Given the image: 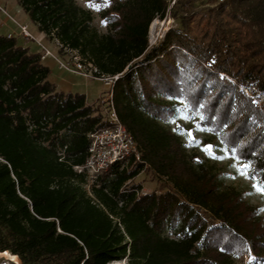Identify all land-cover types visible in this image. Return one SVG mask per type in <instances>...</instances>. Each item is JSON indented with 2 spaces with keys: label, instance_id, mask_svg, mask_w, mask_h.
Instances as JSON below:
<instances>
[{
  "label": "trees",
  "instance_id": "trees-1",
  "mask_svg": "<svg viewBox=\"0 0 264 264\" xmlns=\"http://www.w3.org/2000/svg\"><path fill=\"white\" fill-rule=\"evenodd\" d=\"M108 1L103 35L73 0L17 5L59 45L58 53L76 51L97 75L121 74L112 102L140 162L113 164L86 191L87 174L75 167L87 160L89 136L108 125L101 105L57 91L42 54L0 34V252L17 256L20 264H233L232 255L242 258L248 251L262 261L264 230L256 210L235 190H222L208 167L191 163L159 121L176 114L178 105L169 100L188 94L189 106L198 108L204 91L214 93L200 107L206 122L252 164L249 175L261 186L264 125L235 117L240 96L219 74L264 86V0H211L220 2L204 14L188 13L192 0H174L171 8L173 0ZM176 9L183 13L182 29L149 47L150 23L168 12L175 18ZM178 54L196 68L187 85ZM248 109L264 121L253 106ZM148 169L171 188L137 195L140 186L129 183ZM166 231L177 238L164 236Z\"/></svg>",
  "mask_w": 264,
  "mask_h": 264
},
{
  "label": "rangeland",
  "instance_id": "rangeland-1",
  "mask_svg": "<svg viewBox=\"0 0 264 264\" xmlns=\"http://www.w3.org/2000/svg\"><path fill=\"white\" fill-rule=\"evenodd\" d=\"M77 6L89 11L92 15L91 27L97 31L98 34L103 35L108 32L107 24L101 18V13L109 8V1L105 6L93 7V4L101 5L96 3L94 0H73ZM218 2L211 0H192L191 9L188 13L193 14H204L209 8L214 7ZM174 0L170 3L171 8ZM0 6L11 15L21 26H25L29 33L37 38L39 33L37 28L29 21L28 17L22 12L20 7L17 5V0H0ZM15 8V9H14ZM180 9V8H179ZM176 9V17H172V14L168 12L163 20L158 18L154 19L147 32L148 45L149 47L158 46L164 39L165 35L172 29H182L179 24V18L183 13ZM5 16L0 13V23L4 20ZM154 22L152 31L150 32L151 25ZM9 31L15 34L17 41L20 45L27 47L31 53L42 54L41 48L35 41H26L24 38L19 36V29L8 20L5 27L0 28V34ZM44 46L51 51L62 63L70 62L73 57L79 58L87 62L81 55L76 51H65L58 53L59 45L51 40H47L43 36ZM177 61L183 69L186 70V78L184 79L185 85L188 84L190 77L196 68L193 66L189 58L184 55L178 54ZM43 64L49 68V81L56 87V90L64 94H81L86 97L87 104L89 105H101L100 110L106 118H108L107 103H102V100L109 94L110 88L104 86V84L95 79H87L78 74L71 73L61 69L56 61L51 58H47L43 61ZM226 82L234 86V91L239 94L238 106L241 107L240 112L236 107H233V113L237 119L249 118V125H264L262 121L253 110H249L248 107L253 106L258 113L264 117V86L261 85L259 80L252 81L250 83H240L235 78L230 77L226 74H219ZM206 73L202 74V81H205ZM258 82L256 91H252L251 87ZM214 93L204 91L200 98V107H207L212 99ZM185 97H181L174 100H169L172 104L178 105L176 114L168 116V118L159 121L160 125L166 130L172 132L180 141L183 150L188 155L191 163L195 166L203 165L208 167L213 174L218 177L220 187L222 190H235L241 196V199L246 202L249 206L256 210V216L263 223L264 230V193L257 190L259 185L255 178L250 177V171L252 170V164L244 162L237 157L235 149L229 150L226 146L224 138L221 137L222 132L215 130L214 125L206 122L205 110L201 111L202 108H194L189 106L187 98L190 95L185 94ZM167 101V100H166ZM98 102V103H97ZM247 102L248 105L245 103ZM246 105H244V104ZM197 106V105H196ZM192 109H191V108ZM216 113L220 109L215 108ZM174 129H177L174 131ZM191 132L192 136H188L187 133ZM208 146H211L209 151ZM214 157H221L219 159ZM247 165L245 168L244 166ZM246 173V174H245ZM93 178H88V182L83 188L90 192V188L93 182ZM130 184L140 186L141 190L138 195L141 194H152L162 193L171 188V185L163 178L155 176L149 169L144 170L138 175ZM256 185V187H254ZM164 236L169 238H177L174 231H166ZM264 242V237H263ZM233 264H264L262 261L255 259L250 251L245 256L240 258L238 255H232ZM111 264H127V260L123 259L119 262Z\"/></svg>",
  "mask_w": 264,
  "mask_h": 264
},
{
  "label": "built area",
  "instance_id": "built-area-1",
  "mask_svg": "<svg viewBox=\"0 0 264 264\" xmlns=\"http://www.w3.org/2000/svg\"><path fill=\"white\" fill-rule=\"evenodd\" d=\"M0 11L11 19L4 10L0 9ZM16 25L20 35L24 39L27 41H35L41 48L43 52L42 59L51 57L58 63L61 69L78 74L87 79L98 80L104 86L110 88L108 96L102 100V103H107L108 125L89 136L90 144L87 160L82 167H75V171L79 174L85 173L88 178L94 179L115 163L127 162L130 159H133L135 162H140V153L138 152L137 146L125 127L120 123L112 102V89L115 82L121 77V74L114 76L97 75L96 70L90 63L76 57H73L70 62H65L64 64L44 46L43 37L35 38L25 26ZM7 37L11 38L13 36L10 34ZM256 86L258 87V82L251 87V90L256 91ZM0 264H20V261L17 256L12 255L8 251H3L0 252Z\"/></svg>",
  "mask_w": 264,
  "mask_h": 264
},
{
  "label": "crops",
  "instance_id": "crops-1",
  "mask_svg": "<svg viewBox=\"0 0 264 264\" xmlns=\"http://www.w3.org/2000/svg\"><path fill=\"white\" fill-rule=\"evenodd\" d=\"M0 9H2V10H4L1 6H0ZM15 9V8H14ZM5 11V10H4ZM6 12V11H5ZM0 13H2L4 16H5V18H4V20L0 23V28L1 27H5L6 25H7V23H8V20L9 21H11L16 27H17V25L16 24H18V25H20L18 22H17V20H15L11 15H9L7 12V14L11 17V19H9L2 11H0ZM16 22V23H15ZM21 26V25H20ZM18 28V27H17ZM39 33V32H38ZM12 35L13 37H15V34L14 33H11V32H9V31H6V33H4V35H6V36H8V35ZM19 36H21L20 35V33H19ZM44 35L43 34H40L39 33V35H38V37L37 38H42ZM22 37V36H21ZM23 38V37H22ZM26 40V39H25ZM27 41V40H26ZM47 58H51V57H47ZM47 58H45L44 60H46ZM52 59V58H51ZM43 60V61H44ZM54 60V59H53ZM43 61H42V63H43ZM55 61V60H54Z\"/></svg>",
  "mask_w": 264,
  "mask_h": 264
},
{
  "label": "snow or ice",
  "instance_id": "snow-or-ice-1",
  "mask_svg": "<svg viewBox=\"0 0 264 264\" xmlns=\"http://www.w3.org/2000/svg\"><path fill=\"white\" fill-rule=\"evenodd\" d=\"M107 2H108V0H103V4H101V5L93 4L92 6H93V7H97V8H99V7L105 6V5L107 4ZM175 130H177V129H174V131H175ZM187 135H188V136H192V133H191V132H188ZM208 149H209V151H210V150H211V146H208ZM214 158L219 159V158H221V157H214ZM244 167L246 168L247 165H245ZM245 174H246V173H245ZM254 187H256V185H254ZM257 190H258V191H261L262 193H264V182H262L261 186L257 187Z\"/></svg>",
  "mask_w": 264,
  "mask_h": 264
},
{
  "label": "bare ground",
  "instance_id": "bare-ground-1",
  "mask_svg": "<svg viewBox=\"0 0 264 264\" xmlns=\"http://www.w3.org/2000/svg\"><path fill=\"white\" fill-rule=\"evenodd\" d=\"M153 26H154V22H153V24L151 25L150 32L152 31V29H153Z\"/></svg>",
  "mask_w": 264,
  "mask_h": 264
}]
</instances>
